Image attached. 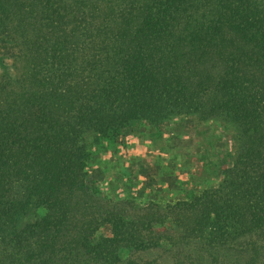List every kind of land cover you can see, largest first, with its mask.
<instances>
[{
  "label": "trees",
  "instance_id": "obj_1",
  "mask_svg": "<svg viewBox=\"0 0 264 264\" xmlns=\"http://www.w3.org/2000/svg\"><path fill=\"white\" fill-rule=\"evenodd\" d=\"M0 47V264H264V0H0ZM181 116L233 133L197 189L89 180V136Z\"/></svg>",
  "mask_w": 264,
  "mask_h": 264
},
{
  "label": "rangeland",
  "instance_id": "obj_2",
  "mask_svg": "<svg viewBox=\"0 0 264 264\" xmlns=\"http://www.w3.org/2000/svg\"><path fill=\"white\" fill-rule=\"evenodd\" d=\"M14 70L12 58L0 47V72ZM121 133L113 142L88 137L94 162L89 180L96 182L106 197L132 198L139 204L185 197L186 192L205 181L199 178H210V165L194 177L200 153L208 162L217 161L214 153L223 158L224 150L233 147V133L228 127L215 121L201 123L192 116L177 117L158 126L131 124ZM170 250L164 245L139 252L138 256L171 264L174 255Z\"/></svg>",
  "mask_w": 264,
  "mask_h": 264
}]
</instances>
